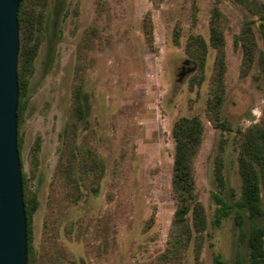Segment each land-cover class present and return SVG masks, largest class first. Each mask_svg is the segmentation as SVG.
Segmentation results:
<instances>
[{"label":"rangeland","instance_id":"374dc122","mask_svg":"<svg viewBox=\"0 0 264 264\" xmlns=\"http://www.w3.org/2000/svg\"><path fill=\"white\" fill-rule=\"evenodd\" d=\"M214 6L224 16L221 116L228 129L214 127L206 114ZM25 7L42 21L17 124L21 172L38 199L32 217L37 263L151 264L171 251V130L179 117H196L203 139L194 159V194L208 225L199 253L192 232L183 264H214L216 255L225 264L238 258L247 264L235 211L230 208L217 224L213 195L222 193L229 204L240 196L243 134L264 122V0H25ZM245 23L255 40L249 63L240 37ZM191 35L207 46L202 69L186 50ZM77 86L85 119L72 138L103 164L100 176L79 193L61 173ZM218 154L224 161L222 191L213 174Z\"/></svg>","mask_w":264,"mask_h":264},{"label":"trees","instance_id":"16d2710c","mask_svg":"<svg viewBox=\"0 0 264 264\" xmlns=\"http://www.w3.org/2000/svg\"><path fill=\"white\" fill-rule=\"evenodd\" d=\"M25 0H21L17 12L19 26L20 48L17 59V74L19 85V101L17 115L20 121L24 96L26 94L28 75L37 54L41 17L37 19L28 13ZM264 22V14L260 16ZM146 31L151 33L149 19L146 21ZM35 32V34H34ZM244 47L245 60L253 59L255 40L250 23H245L240 34ZM35 39V40H34ZM209 45L215 50L213 72L208 87L206 114L212 125L219 129H228L221 116L225 100V35L224 16L221 10L214 6L209 19ZM206 43L199 35H191L186 43V50L203 68L206 53ZM83 92L77 86L74 94L75 119L64 129L65 153L62 158L61 173L71 182L75 192H80L81 185H88L102 173L103 164L98 154L76 143L77 124L85 119ZM171 135L174 143L171 183L176 201V209L172 221L169 238L171 251L159 256L151 264H183L185 250L189 244L192 232L195 236V249L199 253L202 246L204 231L208 225L207 214L202 202L194 194L195 175L194 159L203 139V125L196 117H179L172 125ZM20 140L17 147L20 149ZM239 173L241 178L240 196L229 204L222 193H215L213 199L217 204L215 222L220 223L230 208L234 209V220L239 226V237L247 253V264H264V122L249 126L243 134L241 150L238 156ZM22 168V163L20 162ZM224 161L220 154L214 158L213 174L220 191L224 190L226 180ZM23 202L27 225V264H38L33 251L32 217L38 207L35 192L29 190L26 175L22 172ZM214 264H225L220 255L214 257ZM236 264H243L238 258Z\"/></svg>","mask_w":264,"mask_h":264},{"label":"water","instance_id":"95a60500","mask_svg":"<svg viewBox=\"0 0 264 264\" xmlns=\"http://www.w3.org/2000/svg\"><path fill=\"white\" fill-rule=\"evenodd\" d=\"M21 0H0V264H27V225L17 147Z\"/></svg>","mask_w":264,"mask_h":264}]
</instances>
